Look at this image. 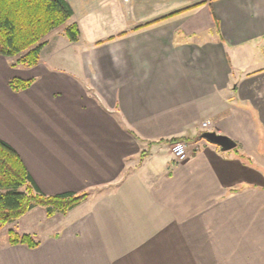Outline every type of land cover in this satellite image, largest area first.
I'll use <instances>...</instances> for the list:
<instances>
[{
	"label": "crops",
	"instance_id": "obj_1",
	"mask_svg": "<svg viewBox=\"0 0 264 264\" xmlns=\"http://www.w3.org/2000/svg\"><path fill=\"white\" fill-rule=\"evenodd\" d=\"M67 1L77 40L0 55V138L40 192L87 196L0 264H264V0Z\"/></svg>",
	"mask_w": 264,
	"mask_h": 264
},
{
	"label": "trees",
	"instance_id": "obj_2",
	"mask_svg": "<svg viewBox=\"0 0 264 264\" xmlns=\"http://www.w3.org/2000/svg\"><path fill=\"white\" fill-rule=\"evenodd\" d=\"M72 14L73 9L67 0H0V55L15 56V63L23 66L37 64L44 37L52 29L66 23L64 32L67 38L70 41L78 39L77 24L67 22ZM31 81L14 76L8 84L11 89L19 90ZM180 140V137L169 139L172 142ZM20 186L23 190H19ZM0 188L4 189L0 192V226L14 221L34 206L43 207L48 216L65 213L87 196V192H40L18 153L1 138ZM7 241L29 246L38 243L31 234L14 229L7 231Z\"/></svg>",
	"mask_w": 264,
	"mask_h": 264
},
{
	"label": "rangeland",
	"instance_id": "obj_3",
	"mask_svg": "<svg viewBox=\"0 0 264 264\" xmlns=\"http://www.w3.org/2000/svg\"><path fill=\"white\" fill-rule=\"evenodd\" d=\"M94 4L96 6L97 12H99V15L102 16L101 19H98V20L108 22V21L113 19L112 16H110V15L107 16L108 11H105L107 9V7H105V4L102 1L98 0V2L97 3L94 2ZM75 5L77 6V8L79 7V5H81V9H83V10H85V8H86L85 5L81 1H76ZM81 14H82V12H79V18L81 19V21H85L86 18L82 17ZM71 20H70V22H69V20L67 22H69V23L75 22V21H71ZM65 26H66V23L61 24L60 26L56 27V31L64 30ZM44 39H45V37H44ZM5 57H8L9 59L11 57L13 59L15 58V56H11V57L5 56ZM21 66L23 67V65H21ZM3 190L4 189L0 188V192ZM19 190H23V186H20ZM60 217H61L60 213H56L54 215L48 216L43 207L34 206L33 208L27 210L23 215H21L19 218L15 219L14 221H11L9 223H6V224L0 226V242H2L5 238H7V231L9 229H14L17 232L22 231V230H31V229H35L37 232H39V230L41 232H46L47 230H54L55 229L54 225L56 223L58 224V220L61 219ZM54 221H56V222H54Z\"/></svg>",
	"mask_w": 264,
	"mask_h": 264
},
{
	"label": "water",
	"instance_id": "obj_4",
	"mask_svg": "<svg viewBox=\"0 0 264 264\" xmlns=\"http://www.w3.org/2000/svg\"><path fill=\"white\" fill-rule=\"evenodd\" d=\"M201 137L207 139L211 143H215L221 147L222 150H227L235 146V141L229 138L227 135L216 133L215 131H204Z\"/></svg>",
	"mask_w": 264,
	"mask_h": 264
},
{
	"label": "built area",
	"instance_id": "obj_5",
	"mask_svg": "<svg viewBox=\"0 0 264 264\" xmlns=\"http://www.w3.org/2000/svg\"><path fill=\"white\" fill-rule=\"evenodd\" d=\"M208 121H203L202 126L206 127ZM170 152L174 161H182L187 157L188 149L185 141H177L171 144Z\"/></svg>",
	"mask_w": 264,
	"mask_h": 264
}]
</instances>
